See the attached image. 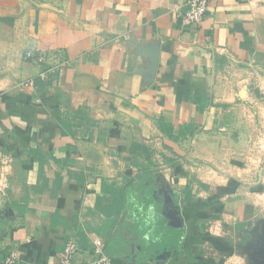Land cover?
I'll return each instance as SVG.
<instances>
[{
  "label": "crops",
  "instance_id": "0c3cea01",
  "mask_svg": "<svg viewBox=\"0 0 264 264\" xmlns=\"http://www.w3.org/2000/svg\"><path fill=\"white\" fill-rule=\"evenodd\" d=\"M185 2L0 0V264H264V0Z\"/></svg>",
  "mask_w": 264,
  "mask_h": 264
},
{
  "label": "built area",
  "instance_id": "2783aa9c",
  "mask_svg": "<svg viewBox=\"0 0 264 264\" xmlns=\"http://www.w3.org/2000/svg\"><path fill=\"white\" fill-rule=\"evenodd\" d=\"M210 0H186L185 9L179 16L182 28L197 27L206 16ZM26 58L37 63H42L43 58L32 52H26ZM29 86L31 84H28ZM82 251L78 240L74 236H67L60 255V264H72L73 259ZM88 251L92 257L91 264H112L111 259L105 252L104 241L96 238L88 245ZM20 256L18 251H11L5 258L3 264H17Z\"/></svg>",
  "mask_w": 264,
  "mask_h": 264
},
{
  "label": "clouds",
  "instance_id": "9594fccd",
  "mask_svg": "<svg viewBox=\"0 0 264 264\" xmlns=\"http://www.w3.org/2000/svg\"><path fill=\"white\" fill-rule=\"evenodd\" d=\"M152 210L151 209H149V212H151Z\"/></svg>",
  "mask_w": 264,
  "mask_h": 264
}]
</instances>
